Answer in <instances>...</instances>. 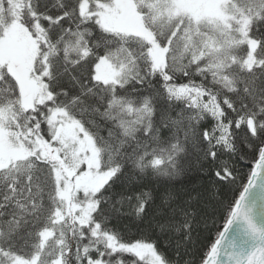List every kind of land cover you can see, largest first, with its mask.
Masks as SVG:
<instances>
[{
    "label": "snow or ice",
    "instance_id": "1",
    "mask_svg": "<svg viewBox=\"0 0 264 264\" xmlns=\"http://www.w3.org/2000/svg\"><path fill=\"white\" fill-rule=\"evenodd\" d=\"M0 264H264V0H0Z\"/></svg>",
    "mask_w": 264,
    "mask_h": 264
}]
</instances>
